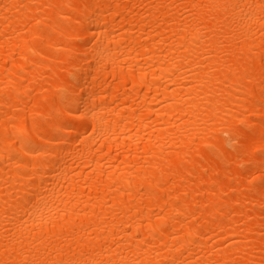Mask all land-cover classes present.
Wrapping results in <instances>:
<instances>
[{
    "label": "bare ground",
    "instance_id": "6f19581e",
    "mask_svg": "<svg viewBox=\"0 0 264 264\" xmlns=\"http://www.w3.org/2000/svg\"><path fill=\"white\" fill-rule=\"evenodd\" d=\"M0 264H264V0H0Z\"/></svg>",
    "mask_w": 264,
    "mask_h": 264
}]
</instances>
